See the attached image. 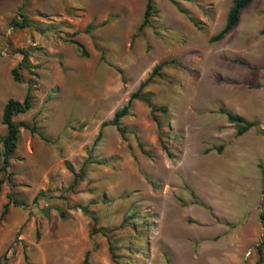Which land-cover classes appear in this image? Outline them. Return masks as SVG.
I'll return each mask as SVG.
<instances>
[{
	"label": "rangeland",
	"instance_id": "obj_1",
	"mask_svg": "<svg viewBox=\"0 0 264 264\" xmlns=\"http://www.w3.org/2000/svg\"><path fill=\"white\" fill-rule=\"evenodd\" d=\"M150 1L138 31L146 0H0V119L29 85L31 107L12 121L34 129H18L0 173V264H80L86 252L87 264H113L107 244L116 264H256L264 0L214 43L232 0ZM18 16L26 28L9 27ZM162 63L120 137L113 114ZM219 108L255 125L237 136Z\"/></svg>",
	"mask_w": 264,
	"mask_h": 264
},
{
	"label": "trees",
	"instance_id": "obj_2",
	"mask_svg": "<svg viewBox=\"0 0 264 264\" xmlns=\"http://www.w3.org/2000/svg\"><path fill=\"white\" fill-rule=\"evenodd\" d=\"M254 0H232L230 7L226 13V18H225V22H224V26L221 29V31L216 34L215 36L211 37L209 39L210 43H214V42H218L221 39H223V37L225 35L228 34V32L236 25L237 21H238V15L240 13V11L242 9H244L245 7H247L251 2H253ZM180 13H183L181 11H179ZM153 13V9H152V4L150 0H146L145 3V7H144V11H143V15H142V21L138 27V31H140L145 25H147V19L150 17V15ZM105 22H103L101 25H104ZM28 26V24L26 23L25 19L23 17H16V19H12L9 22V27L12 29H23L26 28ZM90 30H92V26L91 25H87L84 29V33L87 34ZM73 35H71L70 39L68 41H66L65 43L69 44L70 46L73 47L75 53L81 57V58H87L88 54L85 51L84 47L78 43L77 41L72 40ZM21 57L22 60H25L27 57L26 52L24 51H20L18 52ZM237 64L242 65V66H246V64H244L241 61H236ZM168 63H162L160 65H157L155 67H153V69L151 70L150 74L148 75V77L141 82L136 91L131 94L129 96V99L127 101V104L122 107L119 111L115 112L112 116L111 122L109 123V126L114 127L115 131L118 133V135L120 137H122V134L124 132L123 129L120 128L119 126V120L123 117H125L127 115L128 112V107L131 103V101L133 100H138L140 97V93L142 92V90L149 84L151 83V81L155 78V77H160L159 76V71L166 66ZM21 66V64H18L14 69H12L10 71V76L11 79L14 83H18L19 82V77L17 75V70L19 69V67ZM30 92V86L28 85L27 89H26V94L23 97L21 102H17V101H13V100H8L6 101V103L4 104L3 108H2V112H1V119H0V124L1 126L4 128L5 133L4 136L1 138L0 140V144L2 146V154H1V164H0V173H5V170L7 168V153H9L10 151H12L13 145L16 141L17 135H18V129L22 128L30 133H34V129L32 128H28L25 125H16L13 123L12 121V117L14 115H18V114H24L26 113L30 107H31V98L29 95ZM150 109V113H161L164 114L165 113V109L164 108H159V109H155L151 106H148ZM217 113L219 115L224 116L226 122L228 124H232L235 127V131H236V135L237 136H241L244 133H246L250 128H252L255 124L253 122H247L245 120H243L242 118L232 115L226 111H224L222 108H219L217 110ZM153 122L155 123V126L158 127V123L153 119ZM103 126V125H102ZM101 126V127H102ZM100 133L98 132L95 141L99 138ZM41 140H43L40 137ZM219 151V150H217ZM67 171L70 174H73V172L68 168ZM74 176V174H73ZM13 207H16L20 204L16 203V202H11ZM6 209H7V204L3 206L2 211L0 213V221L2 220V218L5 216L6 214ZM258 219L259 221L264 224L263 222V215L261 213L258 214ZM92 222H94V219H92ZM91 232L93 233V229H91L89 236H91ZM264 245L263 242H260L257 246H255V253L257 256L256 259V264H261L262 262V258H261V247ZM107 250L108 253L110 255V259L112 261L113 264H116L115 258L113 257L112 254V248L109 244H107ZM88 255L89 253L86 252L83 255V259L81 261L80 264H87V259H88Z\"/></svg>",
	"mask_w": 264,
	"mask_h": 264
}]
</instances>
